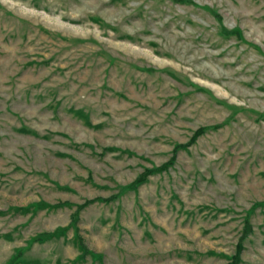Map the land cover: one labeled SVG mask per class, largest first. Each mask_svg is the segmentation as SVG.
Instances as JSON below:
<instances>
[{"label":"rangeland","instance_id":"obj_1","mask_svg":"<svg viewBox=\"0 0 264 264\" xmlns=\"http://www.w3.org/2000/svg\"><path fill=\"white\" fill-rule=\"evenodd\" d=\"M0 264H264V0H0Z\"/></svg>","mask_w":264,"mask_h":264},{"label":"trees","instance_id":"obj_2","mask_svg":"<svg viewBox=\"0 0 264 264\" xmlns=\"http://www.w3.org/2000/svg\"><path fill=\"white\" fill-rule=\"evenodd\" d=\"M51 237H53V235L41 236V237H39V239L43 241V240H46L47 238H51Z\"/></svg>","mask_w":264,"mask_h":264}]
</instances>
